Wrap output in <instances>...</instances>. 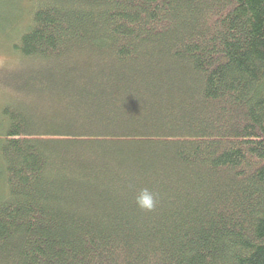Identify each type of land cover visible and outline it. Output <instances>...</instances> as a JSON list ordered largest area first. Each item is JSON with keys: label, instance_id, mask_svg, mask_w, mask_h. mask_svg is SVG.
Here are the masks:
<instances>
[{"label": "trees", "instance_id": "obj_1", "mask_svg": "<svg viewBox=\"0 0 264 264\" xmlns=\"http://www.w3.org/2000/svg\"><path fill=\"white\" fill-rule=\"evenodd\" d=\"M32 1L0 264H264V0Z\"/></svg>", "mask_w": 264, "mask_h": 264}, {"label": "rangeland", "instance_id": "obj_2", "mask_svg": "<svg viewBox=\"0 0 264 264\" xmlns=\"http://www.w3.org/2000/svg\"><path fill=\"white\" fill-rule=\"evenodd\" d=\"M17 2L23 12L17 16L14 3ZM32 0H0V77L1 76H40L34 74L40 71V61H17L11 51V41L18 31H22L28 23V10ZM6 7V8H5ZM34 74V75H33ZM5 86L0 83V95Z\"/></svg>", "mask_w": 264, "mask_h": 264}, {"label": "clouds", "instance_id": "obj_3", "mask_svg": "<svg viewBox=\"0 0 264 264\" xmlns=\"http://www.w3.org/2000/svg\"><path fill=\"white\" fill-rule=\"evenodd\" d=\"M137 206L145 211H152L157 205V195L148 188H142L135 198Z\"/></svg>", "mask_w": 264, "mask_h": 264}]
</instances>
